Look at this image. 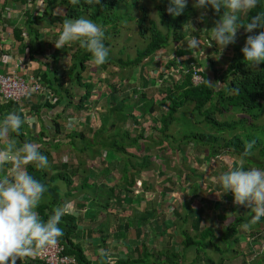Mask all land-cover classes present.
Masks as SVG:
<instances>
[{
	"label": "trees",
	"instance_id": "16d2710c",
	"mask_svg": "<svg viewBox=\"0 0 264 264\" xmlns=\"http://www.w3.org/2000/svg\"><path fill=\"white\" fill-rule=\"evenodd\" d=\"M132 1L137 3L138 0ZM24 3L25 4L22 6L20 5L21 8L23 6L25 7L24 12L26 14L24 17L25 22L23 28L26 27L27 32L34 35L36 38L43 36L41 28L39 29V26L36 25L39 20H43V17L48 18V16H53V20L60 26V29L53 34L54 40L58 37L63 21L68 18L85 16L93 19L103 26L106 38L112 28L117 32V22L122 19L116 15V8L119 5L120 0H99V2H97V0H24ZM42 3L44 6L43 8H40ZM261 4L264 5V0H261ZM57 7L64 8L63 13H60L61 15L54 14V9ZM157 7L161 16V22L166 26V32L161 30L154 21H151L153 23L151 28L145 27L144 25L147 21V13L145 11L140 19V33L144 38H147L146 29H150L151 36L146 41V45L138 50L137 56L128 59L112 55L110 51L108 62H106L107 65L112 62L116 66L117 64L120 65L121 68H134L137 65H142L145 62V59H147L146 61H153L160 50L167 48L173 42L182 40L186 36L187 33L184 31V26H186V24H188L192 17L198 12V9L191 5L186 6L180 15L173 16L166 10L168 7V0H160ZM40 10H42V14L36 15L35 12H33L36 11L39 13ZM49 10L51 11V14H49ZM258 10L261 9L258 8L248 12L246 17H243L241 20L245 21L250 19V17L255 15ZM224 11L225 10L221 8L219 13L214 11V14L217 15L219 19V15L223 14ZM14 25L17 26L14 33L17 35L21 34L23 28H20L16 24ZM111 25L113 27H111ZM240 29L241 31H244V35H246L245 37L252 34L245 32L243 26H241ZM259 30L260 29H255L254 32H258ZM105 44L109 47L110 42L106 40ZM231 44L233 45V43ZM234 46L236 52L230 57V64L223 70L222 76L220 77L221 79H219L218 82L219 85L222 83L221 87H209L206 80L211 82V77H209L208 73L205 71L203 72L205 82L195 85L192 81L191 74L189 73L183 81L175 80L170 86H166V89L164 88L165 94L163 95V98L160 101H157L158 97L155 94L156 91L151 90L148 93L145 91L148 89L147 85L150 84L149 82H146L144 87L142 85L141 88H134V95L127 96V94L124 95L120 101H114V104L109 107V111L106 110L103 113V119H101L100 126H89L87 132H84V130L79 131L74 128L70 129V131H63V126L68 125L66 122L69 121L65 122L63 120L62 123L59 119H55L56 127L53 137L47 134V130L42 127L43 134H45L46 137H51V139H53V142L47 140L45 144L56 148H59L61 144H69L75 151L79 153L89 152L91 156L100 155L102 151H104L105 154L106 152L112 151L119 157H116L111 163L109 162L107 175L111 174V172L116 169L122 177L126 176L128 179L130 175L134 173L131 171L133 168H137V166L140 165V168H137V171H143L153 164V161L152 159L150 160V155L146 150V148L150 150L151 146L149 144L148 146L147 144L145 146L142 139L150 141V143H157V145H159L158 149L161 148L164 141L170 139L169 143L173 147H186L187 144L192 142L208 147V154L211 158L218 155L222 156L220 159L224 160L223 155L219 154L221 149L231 150L233 154H237L240 157L246 146L242 139H237L236 141V137H233L232 139L224 138L221 139L223 141L220 142L219 137L217 136L218 133H225L229 128L233 129L236 122L230 121V119L221 120L218 115L222 113L221 116L225 117L231 115L230 113L233 111L242 110L247 113L250 112L256 116L255 111L264 107V62L260 63L255 68L249 67L248 62L244 60L243 53L241 52L243 45H240L237 42ZM28 47L30 48L28 59L31 61L36 60L37 57L35 52L37 51L34 46H30L29 44L24 45V49H27ZM66 47L68 49L67 60L69 65L56 64V66L50 64L47 65L46 69L40 67L37 71V75H33L32 80H38L44 86V89L41 92H32L30 94L40 95V97H42L43 104H39L35 107L34 110L36 111L40 110L39 107L43 105L53 108L59 107L64 103H66L64 104V112L69 111L71 107L76 113H80L82 110H85V108H88L86 106H88L87 104L93 96L92 91L94 92L95 87L94 81L91 80V74H94V70H96L94 69L95 65L92 63L90 53L80 47L79 42H71L70 44H66ZM53 55L55 56V54ZM192 61H195L194 57L187 58L186 64L189 68L191 67L190 63ZM211 62L213 63L214 61L212 60ZM175 64H177V60L175 59L168 62V66ZM48 72L52 75L51 79L48 77ZM74 75L77 84L75 91L73 88L74 84L71 82ZM65 76L68 77L67 80H65ZM24 78L27 79L26 77ZM60 78L62 80H60ZM27 80L31 81V79ZM151 82L156 83V81L153 80H151ZM128 85L129 87L132 86L127 82L126 88H129ZM80 87L82 90L79 89ZM111 90L113 93V87H111ZM108 94L110 93H107V95ZM129 98H134V102H138V104H150V112H159L156 128L160 131L161 135H147L143 132V127L138 126L140 124L141 115L139 114V116L136 115V113H133L135 110H133L134 107L130 109L128 108ZM28 99L29 97L25 99L23 103L12 100L3 101L0 95V115L9 111H16L26 116L24 109L27 107L26 101ZM151 100H153V103H149ZM92 101H90V103ZM190 104L192 105L191 110L188 109ZM184 107L186 108L185 110H183ZM114 114H119L117 120L118 124L113 119ZM90 118L91 117L88 116V123ZM131 118L132 120L129 121ZM68 119L72 120L73 118L70 116ZM131 123L133 130L130 129ZM199 124L207 125V127L211 128L213 132L207 133L201 130L197 131L198 129L196 127H198ZM175 125L179 128L174 133L173 128ZM183 127H185L184 132H182ZM132 131H134V135L132 134ZM181 133L183 134L182 139L179 141L181 142V146L172 144V139L181 136ZM11 136L13 139L14 136L20 138V141H16L17 143L25 141L32 142L37 139L35 136H28L22 130H20L18 134L12 133ZM57 137L58 140L60 139L61 141L54 143V140H56ZM3 139L4 138H0V145L2 144L1 142ZM250 139L252 140H249V142L254 141L261 146V151H259V157H256L252 152V155L247 157L251 162L244 163V166L249 167L253 164L258 167H264V142L262 138L256 136ZM232 145L234 147H239L240 149L233 148ZM39 148L50 160L52 156L50 150L41 146H39ZM255 148L256 144L254 143L252 151ZM149 152H151V150ZM117 153L125 155L126 159L124 162H122L120 155ZM130 156H134V158H131ZM85 163V158H79L77 162L62 161L53 166V169L51 170L53 173L47 168L43 170L36 169L31 163L26 165L27 170L31 174L48 185V191L44 194V199L38 208L42 218H47L48 214L56 206L62 204L67 196L73 194L70 187L74 184L75 178L81 179L83 182L82 187L85 189L92 187L93 184H97L90 183L88 169L84 168ZM0 177L2 176L0 175ZM131 178H134V176L131 175ZM58 181H64L68 186V190H63L61 186L57 184ZM129 182L130 184L125 183L127 191L130 190L128 189V186L134 184L133 181ZM145 183L148 185V181H145ZM117 184L118 183H116V185ZM117 187L113 186L107 188L106 193H104L103 188H99L98 190L95 189L93 194L96 197L106 200L103 205L106 209H109L111 206L109 204L111 198L116 197L117 199V190L119 189ZM219 188L221 194H225L222 186ZM123 191L124 189L120 188V194H122ZM135 195L136 193L134 194V197ZM122 199V197L117 199L119 204L122 202ZM219 206L220 204L218 203V207ZM243 208L247 207L243 206ZM247 210L242 209L241 214L235 216L232 222L227 223L224 231L220 233L216 227H219L222 224L217 226L216 221L214 220L210 221L208 224H203L204 209H193L189 202H187L184 206V215L182 217L179 215L183 220V223L179 225L180 230L178 231L181 239L172 235L169 240H164V242L158 244L157 247L150 245L147 238L143 237L150 233L147 232L145 228L158 229V231L160 230V233H167L165 230L168 229V222H166V219H154V210L152 211V215L149 213V208L140 210L138 212L140 213V223H137L136 225L134 224V220L131 221V219L125 217L123 218L124 221L121 229L122 233H127L130 227L136 225V233L140 241L137 245V248H139V257H134L133 255L128 254L125 255L124 258L117 260L115 264H186L185 260L188 259L189 251H193L196 255L194 262L198 261V258L200 257L199 254L202 252L204 262H208V264H227L229 260L232 262L234 259L237 264H243L239 256L240 254H238L239 249L236 248L241 242L246 244L242 250L247 257L251 254H261L264 252V246L259 250H256L248 245L250 243L249 241H251L250 238L252 237H254V239L258 238L260 242L264 243V235H262L264 234L262 233V231H264V217H262L260 221L251 223L249 222V217L252 214L251 209L247 208ZM136 217L138 216L136 215ZM79 219H82L79 214H66L62 217L60 226L63 228L64 234L58 241L64 247L62 253L76 257L77 264H91L84 247L80 241H78L82 237L81 233L83 231V229L80 230L79 228ZM220 220V222L225 223L223 219ZM246 222L249 223V228L242 227ZM187 223H190V227H188ZM109 225V222H105L101 225L100 231L103 235L105 234L104 236H106L107 239L111 240L114 238V234L118 233L119 230H114L112 233H109ZM241 231L247 233L243 235V232ZM220 242H224L226 247H222ZM250 247L251 249L249 250ZM211 252H216L219 256H216ZM228 254L230 255V258H227ZM36 261L39 264H46L43 261H39L37 258ZM246 264H264V255L261 257H259V255H254L253 262L249 263L247 261Z\"/></svg>",
	"mask_w": 264,
	"mask_h": 264
},
{
	"label": "rangeland",
	"instance_id": "374dc122",
	"mask_svg": "<svg viewBox=\"0 0 264 264\" xmlns=\"http://www.w3.org/2000/svg\"><path fill=\"white\" fill-rule=\"evenodd\" d=\"M159 3L160 0H138L137 3H134L132 0H120V3L116 8V15L122 19H120L117 22L118 23L116 29L117 32H115V30L112 28L110 33H108L107 38L105 37V41L108 40L110 42L109 49L112 55L123 57L125 59L133 58L138 55L137 53L138 50L142 49L146 45V41L151 36V31L150 29H146L148 36L147 38H144L143 35L140 33L141 30L140 19L145 11L147 13V21L144 26L151 28L153 25L151 21H154L155 23H157V26L161 30L166 32V26H164L163 22H161V16L157 7ZM191 5H193V1L188 0L187 6H191ZM4 11L5 10H3L2 12ZM204 11H205L204 9H198L197 14L194 17H192V19L189 22L191 23L193 28L189 23L186 24V26H184V31H186L187 33L186 36L182 40L173 42L167 48L160 50L156 56V59L153 61H146L147 59H145V62L142 65L139 66L137 65L134 68L133 67L121 68L120 65L117 64L116 66L112 62L109 64L110 67L106 63L99 66L95 65L94 69L96 70H94V74H91V80L94 81L95 84L94 92L92 91L94 96L91 97L90 99V101L92 100L93 101L91 103L89 101V103L87 104L88 106H86L88 107L87 109L85 108V110H82L80 113L76 114L78 115V119L75 118V123H74L75 126L73 128L78 129L79 131L84 130V132H87L85 128L88 126H92V124L94 125L93 127H99L101 119H103V113L106 110L109 111V107H111L114 104V101L115 102L120 101L122 97L127 94H128L127 96L134 95L133 92V90H135L134 88H141L142 85L144 87L146 82H149L150 84L147 85L148 89L146 90L144 89V90L147 93L151 90L156 91L155 94L158 97L157 101H160L163 98V95L165 94L164 88L166 89V86H170L171 82L165 83L164 79H167L168 81H170V79L164 77L161 74L160 75L155 74L154 68H158L159 66H161V63L167 60L175 59L177 60L178 66L181 67L182 65L185 64L187 58L194 57L197 63L198 64L200 63L198 67L201 70L203 69V71L207 72L208 76L211 77L210 79L211 83L215 84L219 82L223 70L230 64V57L236 52L234 45L237 42L240 45H244L246 35H244L245 34L244 31H241V29L239 28L236 35V40L233 43V45L230 43L223 49L222 46L217 45L215 41H212L210 43L211 28L214 26V23L219 19L217 15L214 14L213 9L211 8L207 9L203 20L199 19L201 13ZM247 13L246 14L242 13L241 19L243 17H246ZM49 14H51L50 10H49ZM24 15L26 14L24 13ZM14 16H16V13H14ZM111 27L113 26L111 25ZM195 38H198L199 41L198 46L190 43V41H192ZM35 50L38 51V49ZM212 60L214 61L213 63L211 62ZM106 62H108V60ZM102 66L106 67L107 72L105 73H106V77H108L106 81L107 83H110L111 87H113L114 89L113 93L111 88H108L107 86L104 74L101 73ZM8 73H15L19 75V73L16 70ZM51 76H52L51 73L48 72V77L50 79ZM118 77H120L121 79L120 81ZM60 80L62 79L60 78ZM151 80L156 81V83H152ZM71 82L74 84L73 88L75 91V88L77 87L75 75L74 78H72ZM127 82H129L130 85H132L131 87H129L128 85L130 90L126 88ZM118 83H120L121 86H118ZM79 89L82 90L81 87ZM107 93L110 94L107 95ZM133 102H134V98H129L128 108L130 109L134 107L133 110L134 109L135 110L133 111V113H136V115L137 113L138 115L139 114L141 115L140 124L138 126L143 127L144 129L143 132H145L147 135L149 134L157 135V136L161 135L160 131H158L156 128L159 117L157 111L150 112V106H151L150 104L149 105L143 103L138 104V102H134V103ZM151 102L153 103V100H151L149 103ZM191 108L192 105L190 104L188 106V109L191 110ZM185 109L186 108L184 107L183 110ZM71 113L72 112H70L69 114ZM196 114L199 115L198 113ZM221 114L222 113L218 115V117L221 120L230 119V121H235L236 124L233 129L229 128L228 130H226L225 133L221 132L217 134L220 142H222L223 140L221 139L224 138L232 139L233 137H236V141L237 139H242L245 142V144H247L249 140H252L250 138H253L255 136L258 138H262L264 142V107H262L258 111H255L256 116H254L250 112L247 113L242 110L233 111L230 113L231 115H227L225 117L221 116ZM88 116L91 117L89 123L85 121V119H88ZM118 116L119 114L113 115V119L116 121V123L118 120ZM131 120L132 118L129 121ZM178 128L179 127L175 125L173 128V132L175 133ZM196 128L198 129L197 131L201 130L207 133L213 132L211 128L207 127V125L204 124H199V126ZM130 129L133 130L132 123L130 124ZM21 130L26 134L27 133L29 134L31 132V129L29 128V125L27 123L22 125ZM184 130L185 127H183L182 132H184ZM133 132L134 131H132V134L134 135ZM182 135L183 134L181 133V136L173 138L171 143L176 144V146H181L180 144L181 142L179 141L180 139H182L183 137ZM14 139L16 141H20V138L18 136L17 137L14 136ZM169 140L164 141L161 148L158 149L159 145H157V143H150V141L142 139V142L145 143V146L146 144L147 146L148 144L151 146L150 148L151 152H149L150 150L148 148H146V150L150 155V160L153 159L152 160L153 164L148 168L144 169L143 171H137V168H140V165L137 166V168H133L131 171L134 173H132L131 175H133L134 178H131V175L129 179L126 176L122 177V175L119 174L118 170L116 169L113 170L111 174H108L111 176L108 177L111 183L120 182V183L130 184L129 181H133L134 185L137 188L136 190H134V188L130 189V192L128 193V195L129 194L132 195V199L131 200L127 199V202L130 205L127 208H125L127 211L121 210L122 209V206L120 208L121 203L119 205L115 203L113 199L115 197L111 198L110 201L111 206L109 209L105 210L108 214L107 219L118 218V213L133 214L132 208L136 207L135 205H133V203H137L138 207H141V209L146 208L144 200L147 201L149 199H152L149 197H153L152 201L154 204L152 205V207L155 208L154 211L156 210L155 214L159 212L158 213L159 219H166V222H168L167 225L168 229L165 231L169 233L171 231L177 230V233H179L178 232L180 230L179 225L183 223V220H178L181 218L178 217V213L176 212V210L180 211L181 213H184V210H180V208L178 209V205L181 203L183 199V197H181L180 194L181 190H183L182 189L183 187H187V184H189V186L187 187L189 189L188 201L191 199L192 206L194 205L193 207L195 206L201 207L202 202H205L204 203L205 205H207V203L210 204L211 201H213L212 198L219 199L217 194L220 193L219 187L221 186H218L219 189L217 191L215 192H211V191L214 190L216 185L220 184L218 179L219 175L222 172L229 170L240 157L237 154H233L231 150L221 149V152L219 154L223 155L224 160L220 159L222 158V156H219V158H216L215 160L214 159L211 160V162L213 163V165H211L208 163L209 161L208 157L202 160H199V158H197L198 155H203V154L208 155L209 153L208 147L201 146L195 142L187 144L185 148L173 147L169 143ZM60 141L61 140L59 139L56 142L54 141V143ZM254 143L256 144V148L252 152L255 154L256 157H259L258 154L259 151H261V146L257 142ZM39 146L50 150V152L52 153L51 159L49 160V166L47 167L49 171L53 169V166L55 164H59L62 161L77 162L79 158H85L86 163L84 165V168L91 169L92 172L99 171V173H102L103 171H106V169L107 171L109 170V162L111 163V161H114L116 157H119L112 151L106 152V154L104 151H102L100 155L98 154L96 156L93 155L91 156L89 152L79 153L75 151L72 148V146L69 144H61L59 148L51 147L50 145H46V144H42ZM232 147L240 149L239 147H234L233 145ZM189 152L193 156H187V153ZM117 154L120 155L122 162H124V160L126 159L125 155L121 153H117ZM130 157L134 158V156H130ZM247 162H251V161L247 157H245L244 163ZM192 164L195 165L197 173L199 174L194 177L193 176L188 177L187 183H185L183 180L184 178L182 179L181 175L179 174L182 173V169L184 170V173L187 174L189 172V167H191ZM145 181H148V185L145 183ZM75 183L80 185L79 179H77ZM57 184L60 185L63 190H65L68 187L64 181L57 182ZM167 189H169V191H167ZM170 189H173V191H175L172 196L170 195ZM209 189H213V190L209 191ZM86 190H88V188L83 189V191ZM205 190L209 191L208 194L210 193V196L212 198L204 192ZM151 191L155 192L153 196H151L152 195ZM135 193L139 198H134ZM221 195L224 197V199L227 197L229 198L230 192L225 193V195L227 196H225L224 194ZM201 197L204 198V200L201 199ZM68 199L67 201H69ZM157 202H159V205L156 204ZM224 204L225 205L230 204L232 206L233 201H230L229 203L224 202ZM239 205H241L242 207V204ZM234 208L238 210L241 209L237 205H235ZM206 211L207 212L210 211V206L207 208ZM233 213L234 211L231 210L228 211L227 215L230 217L233 215ZM134 215L133 218L135 217V219H139V217H136ZM233 219L227 220L226 223L227 222L230 223L231 221H233ZM133 220L134 219H131V221ZM226 223L220 222L219 224L222 225L216 227L220 233L224 231L226 227ZM187 224L188 227H190V223ZM130 228L134 230V227H130ZM145 229L147 230V232H153L154 234L155 232H157L160 234V230L158 231V229H147V228ZM114 230H115V223L111 222L109 225V233H112ZM133 233L135 232L133 231L132 235ZM246 233L243 232V235ZM143 237L146 236L144 235ZM178 237L180 239V234ZM251 241L254 240L251 239ZM152 244H157V240H153ZM220 245L224 248L226 247L224 242H220ZM128 246L129 245H127V248L125 249H130L132 248L133 245L131 244L130 247ZM243 246H244L243 243L238 244L236 246V248L239 249L238 254H240L239 256L243 264H246L247 261L249 263H252L254 255H259V257L264 255L263 252L261 254L258 253H255L253 255L251 254L250 256L247 257V255L242 250ZM259 249L260 248L258 247L256 250ZM212 254L219 256V254H216V252ZM227 258H230L229 254L227 255ZM232 262H230L229 260L227 264H237L235 259ZM197 263L198 262H195V264ZM201 263L208 264V262L205 263L204 261L202 262V260Z\"/></svg>",
	"mask_w": 264,
	"mask_h": 264
},
{
	"label": "clouds",
	"instance_id": "9594fccd",
	"mask_svg": "<svg viewBox=\"0 0 264 264\" xmlns=\"http://www.w3.org/2000/svg\"><path fill=\"white\" fill-rule=\"evenodd\" d=\"M99 2V0H97ZM188 4V0H168L167 12L173 16L180 15ZM193 7L204 9L199 19L203 20L208 8L219 13L225 11L211 28L210 43L215 41L222 49L234 43L238 29L243 26L247 35L241 48L244 60L249 67L255 68L264 62V5L261 0H193ZM256 11V14L245 21L241 14ZM191 25V23H189ZM192 27V25H191ZM193 28V27H192ZM255 29H260L254 32ZM71 42H79L91 55L94 65L106 63L110 56L109 47L105 44V30L93 19L85 16L65 19L54 44L62 48ZM198 46V38L190 41ZM194 62L197 67L196 59ZM184 65H187L186 62ZM178 63L168 66V63L157 68V75L171 84L183 81L187 74L177 75L173 68ZM199 68V67H198ZM200 69V68H199ZM161 71V72H160ZM203 69L200 73L204 77L199 85L205 82ZM209 87H221L219 83L206 80ZM35 117L24 116L16 111H9L0 115V138H7V143L0 146V169H6L7 175L0 178V264H16L18 258L34 257L39 252L57 244L64 234L60 226L61 219L66 214L76 215L77 210L70 201H64L56 206L47 216L42 218L38 208L48 191V185L31 174L26 165L31 163L36 169H46L49 158L34 142L17 143L11 137L12 133H19L21 126L27 123L31 126ZM75 118L69 120L68 126H74ZM254 141L248 142L237 162L222 172L218 179L224 192H231L234 202L251 209L249 222L255 223L264 217V167L244 166V158L252 155ZM249 227L246 222L242 225ZM99 255L105 264H112V254L109 250L99 249Z\"/></svg>",
	"mask_w": 264,
	"mask_h": 264
},
{
	"label": "crops",
	"instance_id": "0c3cea01",
	"mask_svg": "<svg viewBox=\"0 0 264 264\" xmlns=\"http://www.w3.org/2000/svg\"><path fill=\"white\" fill-rule=\"evenodd\" d=\"M23 4H25L24 0H0V71L12 72V71L16 70L20 75L26 77L27 79L32 80L33 75H37V71L40 67H44L46 69L47 65H50V64H52V65H56V64L57 65H63V64L69 65L68 64L69 62L67 60L68 59L67 58L68 49H67L66 45L62 48H56L55 47L54 42L56 39L54 40L53 34L60 29V26L58 23H56L53 20V16H49L48 18L43 17V20H39L37 22L36 25L39 26V29L41 28V32H42L43 36L36 38L34 35H31L27 32V28L26 27L23 28V25L25 22V20H24V17H25L24 9H25V7L24 6L22 8L20 7V5L22 6ZM43 6L44 5L42 3V6H40V8H43ZM3 10H5V11L2 12ZM41 11L42 10H40L39 13H37L36 11H33V12H35V14L38 15V14H42ZM63 11H64V8H58L57 7L54 9V14L61 15L63 13ZM14 13H16V16H14ZM14 24L18 25L20 28H23L21 34L17 35L16 33H14L15 29L17 28V26H15ZM27 44H29L30 46L33 45L35 49H38V51L35 52L37 59L34 61H31L28 59L29 54H30V48L28 47L27 49H24V45H27ZM53 54H55V56ZM155 59H156V57L153 60H155ZM169 61L170 60H167V61L161 63V65H165ZM109 67H110V65H109ZM156 70H157V68H154V72H156ZM105 72H107L106 67L102 66V72L101 73L104 74L105 81H106V79H108V77H106ZM67 79H68V77L65 76V80H67ZM118 79H119V81L121 80L120 77H118ZM106 83H107V81H106ZM107 86H108V88H111L110 83H107ZM118 86H121L120 83H118ZM122 87H123V85H122ZM39 104L40 105L43 104L42 97H40V95L33 94V95L29 96V99L26 101L27 107L24 109V113L26 116L36 118L34 123L31 126H29V128L31 129V133H29V134L27 133V135L37 137V139L33 140L32 142L36 143L38 146L45 144L47 142V140L48 141L53 140V139H51V137H53L54 130L56 127L55 119H59V121H61L62 123H63V120L65 122L69 121L70 119H68V118L70 116H72V118L78 119V115H76L77 113L74 111V109L72 107L67 112L63 111L64 106H65L64 104H66V103L60 105L59 107H53V108L47 107L46 105L45 106L43 105V106L39 107L40 110H38V111L34 110L35 107H37ZM70 111L72 112L71 114H69ZM58 113H59V115H58ZM66 113H68V114H66ZM157 113H159V112L157 111ZM137 115H138V113H137ZM85 121L87 122V119H85ZM66 124H68V122H66ZM74 126H75V124H74ZM74 126L69 127L68 125H65V126H63V131H70V129L73 128ZM42 127L47 130V132H48L47 134H49L51 137H46L45 134H43ZM88 129H89V126L86 127L87 131H88ZM54 141L55 142L58 141V137ZM1 143L2 144L0 146H3L4 144H6L7 138H4ZM182 148H185V147H182ZM187 156H193V155L189 152V153H187ZM206 157L209 158L208 163L211 165H213L211 160H213V159L215 160L216 158H219L218 155L215 156L214 158H211V156L209 154L208 155L207 154L198 155L197 158H199V160H202ZM250 166H255V165L252 164ZM255 167H258V166H255ZM50 172L53 173V171H50ZM118 173H119V171H118ZM7 174L8 173H7L6 169H0V175L2 177L7 175ZM88 174L90 176V183H96V181H97V184H95V185L93 184L92 187H88V190L83 191V189H84V187H82L83 182L81 181V179H79V181H80V185H79V184L75 183L78 178H75L74 184L70 187V189H72V193L74 195L70 194V196H67L69 199L65 198L66 199L65 201H67V199H68L71 202L72 206L77 210V214H79L80 218H82V219H79V228H80V230L83 229V231L81 233L82 237L78 241H80V243L84 247L85 252L88 256V259L91 261V264H105L104 259L99 255V249H101V248L107 249L111 252L112 258H113L112 261L114 260L113 264H115V262L117 260L124 258L125 255H128V254L133 255L134 257H139V248H137V245L140 243V241H139V237H137L135 226L137 225V223H140L141 219H135V217L133 218V215L135 214L134 216L137 215L139 217L140 213H138V212L140 210H144V209H148V208H149L150 215H152V211L154 210V208L152 207V205L154 204L152 201L153 197H149L152 199H149L147 201L144 200L146 208L141 209V207H138L137 203H133V205L136 206L135 208H132L133 214L118 213V218L107 219L108 214L105 211L106 208L103 205L106 202V200L94 196L93 193L95 192V189L98 190L99 188H103L104 193H106L107 188H111L113 186H116V187L119 186V187H117V188H119L117 190V194H118L117 199L120 197L123 198L122 202L120 204V208L122 206V209H121L122 211L126 210L125 208L130 206L129 203L127 202V199H129V200L132 199V195L131 194L128 195L130 190H128V191L126 190V184L125 183L118 182L117 185H116V183H111L108 179V177L110 175H107V169H106V171H103L102 173H99V171L92 172L91 169H88ZM198 174L199 173H197L195 165L192 164L191 167H189V172L187 174H185L184 170L182 169V173L179 175H181L182 179L184 178L183 179L184 182L187 183L188 177H190V176L194 177ZM2 177H0V178H2ZM58 182H60V181H58ZM188 186H189V184H187V187ZM218 186H221V184L216 185L214 190L209 189V191H211V190H213L211 192L217 191L219 189ZM187 187H183L182 188L183 190H181L180 194H181V197H183V199H182L181 203L178 205V209L180 208V210H184V206L187 202H189L190 206L193 209L194 208L204 209L203 224H208L210 221L214 220V221H216V225L218 226L220 221H221L220 219H223V221L226 223L227 220L233 219V218H235V216L241 214L242 209L247 210V208H243V205L241 207V205L234 202V198H233V195L231 192H230V197L229 198L227 197L224 199V197L221 195L220 189H219L220 193L217 194L219 199L218 198H212L210 196V193L208 194L209 191L205 190L204 192L206 194H208V196H210L213 199V201H211L210 204L207 203V205L204 204L205 202H202L201 207H196V206L193 207L194 205L192 206L191 199L188 201L189 189ZM120 188L124 189L122 194H120V192H119ZM132 188H134V190H136L137 187L134 184L131 186H128V189H132ZM66 190H68V188H66L65 191ZM167 191H169V189H167ZM83 192H85V193H83ZM174 192L175 191H173V189H170V195L171 196L173 195ZM151 194H152L151 196H153L155 194V192L151 191ZM211 194H213V193H211ZM225 196H227V195H225ZM185 197H187V198H185ZM134 198H139V197L137 195H135ZM113 199H114L115 203H117L119 205V202L117 201L116 197ZM201 199L204 200V198H202V197H201ZM230 201H233L232 206L230 204H228V205L224 204V202L229 203ZM218 203L220 204L219 207H218ZM100 204H102L103 206ZM109 204H110V202H109ZM156 204L159 205V202H157ZM82 205H84V206H82ZM235 205H237L241 209L240 210L235 209L234 208ZM209 206H210V211L207 212L206 210ZM231 210L234 211V213L232 216L229 217L227 215V213H228V211H231ZM155 212H156V210L154 211V213ZM176 212L178 213L179 218H181L184 215L183 213H181L178 210H176ZM158 213L159 212L154 214V219L159 218ZM179 215H181V217ZM125 217L127 219H134V221H135L134 224H136V225L132 226V227H134V230H132L130 228L127 233H122V231H121L122 223L124 221L123 218H125ZM154 219H152V220H154ZM179 220H182V218ZM105 222L115 223V230H119L118 233L114 234V238H112L111 240L107 239L106 236H104L105 234L103 235L102 232L100 231L101 225H103ZM133 231L135 233H133V235H132ZM261 231H262V229H261ZM262 233H264V231H262ZM172 235L175 236L176 238H179L178 237L179 233H177V230H175L174 232L160 233V234H158L157 232H155V234L153 232H150L148 235H146V238L150 242L149 243L150 245H154L155 247H157L158 244H162L164 242V240H166V239L169 240ZM180 239H181V236H180ZM250 239H252L254 241H249L250 243L248 245L253 247V249H257L258 247L261 248L264 246V243L260 242V240L258 238L254 239V237H252ZM153 240H157V244H152ZM131 244L133 245L132 248L125 249V248H127V245H129L128 247H130ZM240 244H242V242ZM245 246H246V244H244V246L242 248H244ZM251 247L249 248V250L251 249ZM193 253H194L193 251L188 252V259L185 260L186 264H195L194 259H195L196 255H195V253L194 254ZM199 255H200V257L198 258L197 264H202L201 260H202V262L204 261L203 256H202L203 253L201 252V254H199ZM16 264H39V263H37L36 257L34 256V257L18 258Z\"/></svg>",
	"mask_w": 264,
	"mask_h": 264
},
{
	"label": "built area",
	"instance_id": "2783aa9c",
	"mask_svg": "<svg viewBox=\"0 0 264 264\" xmlns=\"http://www.w3.org/2000/svg\"><path fill=\"white\" fill-rule=\"evenodd\" d=\"M190 64V68L187 65H182L181 67L173 68V71L177 75L180 73L182 75L191 72L193 82L196 84L201 83L204 80V77L200 73V69L194 62H191ZM43 89V84L38 80L28 81L24 77L15 73H5L0 71V95L3 101L12 100L23 103L32 92L39 93ZM63 249L64 247L58 241L56 245L39 252L35 256L39 261H43L46 264H77L76 257L62 253Z\"/></svg>",
	"mask_w": 264,
	"mask_h": 264
}]
</instances>
